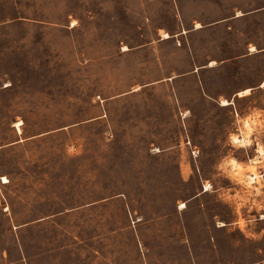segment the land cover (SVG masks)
Masks as SVG:
<instances>
[{
  "label": "rangeland",
  "instance_id": "374dc122",
  "mask_svg": "<svg viewBox=\"0 0 264 264\" xmlns=\"http://www.w3.org/2000/svg\"><path fill=\"white\" fill-rule=\"evenodd\" d=\"M262 148L264 0H0V264H264Z\"/></svg>",
  "mask_w": 264,
  "mask_h": 264
},
{
  "label": "clouds",
  "instance_id": "9594fccd",
  "mask_svg": "<svg viewBox=\"0 0 264 264\" xmlns=\"http://www.w3.org/2000/svg\"><path fill=\"white\" fill-rule=\"evenodd\" d=\"M248 136H249V133L248 132H245L244 133V140L243 141H240V140H236V144L237 146H246V145H249L251 143V141L248 139ZM233 139H236L235 137ZM261 154L264 155V148L261 149ZM233 165H236V161H232L231 162ZM250 171L252 169H249Z\"/></svg>",
  "mask_w": 264,
  "mask_h": 264
},
{
  "label": "bare ground",
  "instance_id": "6f19581e",
  "mask_svg": "<svg viewBox=\"0 0 264 264\" xmlns=\"http://www.w3.org/2000/svg\"><path fill=\"white\" fill-rule=\"evenodd\" d=\"M167 37H168V35H165V38H167ZM250 49H251V48H250ZM254 49H255V48H252V50H251V51H254ZM223 104H224V105H226L227 103H226V102H224Z\"/></svg>",
  "mask_w": 264,
  "mask_h": 264
},
{
  "label": "crops",
  "instance_id": "0c3cea01",
  "mask_svg": "<svg viewBox=\"0 0 264 264\" xmlns=\"http://www.w3.org/2000/svg\"><path fill=\"white\" fill-rule=\"evenodd\" d=\"M167 35H168V34H167ZM168 38H169V35H168V37H167V38H165V37H164V39H168Z\"/></svg>",
  "mask_w": 264,
  "mask_h": 264
}]
</instances>
